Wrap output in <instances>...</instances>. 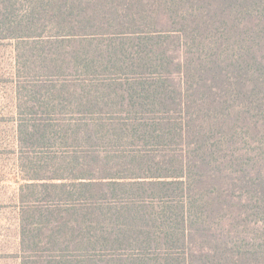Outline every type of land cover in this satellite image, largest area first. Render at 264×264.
<instances>
[{"label":"trees","instance_id":"trees-1","mask_svg":"<svg viewBox=\"0 0 264 264\" xmlns=\"http://www.w3.org/2000/svg\"><path fill=\"white\" fill-rule=\"evenodd\" d=\"M0 42L17 264H264V0H0Z\"/></svg>","mask_w":264,"mask_h":264},{"label":"rangeland","instance_id":"rangeland-1","mask_svg":"<svg viewBox=\"0 0 264 264\" xmlns=\"http://www.w3.org/2000/svg\"><path fill=\"white\" fill-rule=\"evenodd\" d=\"M13 46L0 42V264H17L13 255L17 246L14 200L18 185L14 183L9 144L13 143L14 126L11 122L12 87L15 72Z\"/></svg>","mask_w":264,"mask_h":264}]
</instances>
